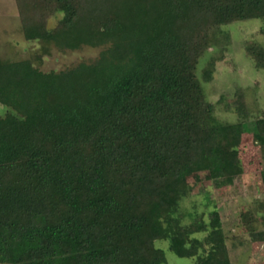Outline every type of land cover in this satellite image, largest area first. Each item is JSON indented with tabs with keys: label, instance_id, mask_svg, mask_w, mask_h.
<instances>
[{
	"label": "trees",
	"instance_id": "1",
	"mask_svg": "<svg viewBox=\"0 0 264 264\" xmlns=\"http://www.w3.org/2000/svg\"><path fill=\"white\" fill-rule=\"evenodd\" d=\"M15 3L23 37L41 41L43 55L50 45L102 50L49 72L0 59V264H163L153 245L162 219L177 256L200 232L208 251L197 264H231L216 210L183 231L171 214L186 174L205 171L219 188L243 172L244 126L216 122L195 72L212 31L264 24V0ZM245 53L264 69V45ZM253 124L263 146L264 117ZM251 239L264 242V230Z\"/></svg>",
	"mask_w": 264,
	"mask_h": 264
},
{
	"label": "rangeland",
	"instance_id": "2",
	"mask_svg": "<svg viewBox=\"0 0 264 264\" xmlns=\"http://www.w3.org/2000/svg\"><path fill=\"white\" fill-rule=\"evenodd\" d=\"M59 18L52 14L48 25L53 27ZM261 28L264 24L260 19L218 27L212 31L210 46L199 58L195 72L205 100L213 107L216 122L225 125L242 123L244 126L246 133L238 147L243 172L232 185L219 188L212 185L205 171L186 174L184 196L179 201L178 211L171 214L172 225L183 231L200 219L208 222L209 213L216 210L231 264H264V242L251 239L252 232L264 230L261 180L264 145L253 142L251 135L253 122L264 117V69L255 68L245 53L248 42L264 45ZM42 45L41 41L23 37L15 0H0V59H29L41 71L49 72L91 62L102 50V47L88 46L61 50L50 45L49 54L43 55ZM208 64H212L209 77L204 72ZM238 103L244 106L240 111H237ZM4 114L5 108L0 105V116ZM160 227L164 234L155 233L153 245L164 252L163 264H197L207 253L208 246L203 241L205 233L198 232L189 237L187 250L181 248L187 257L177 256L170 250L172 238L165 233L168 230L166 219L160 221Z\"/></svg>",
	"mask_w": 264,
	"mask_h": 264
}]
</instances>
